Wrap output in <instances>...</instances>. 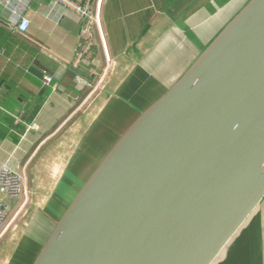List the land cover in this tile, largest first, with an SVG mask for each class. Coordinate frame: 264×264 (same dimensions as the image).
I'll return each mask as SVG.
<instances>
[{
  "label": "water",
  "instance_id": "95a60500",
  "mask_svg": "<svg viewBox=\"0 0 264 264\" xmlns=\"http://www.w3.org/2000/svg\"><path fill=\"white\" fill-rule=\"evenodd\" d=\"M264 197V0L113 144L32 264H210Z\"/></svg>",
  "mask_w": 264,
  "mask_h": 264
},
{
  "label": "crops",
  "instance_id": "0c3cea01",
  "mask_svg": "<svg viewBox=\"0 0 264 264\" xmlns=\"http://www.w3.org/2000/svg\"><path fill=\"white\" fill-rule=\"evenodd\" d=\"M248 1L94 0L98 23L89 85L78 77H86L89 67L73 65L83 41L73 10L53 0H0V166L22 173L28 192L0 236V264L20 263L17 256L39 223L49 220L53 227L140 112ZM18 13L30 21L24 32L15 28ZM43 72L53 77L50 85ZM125 114L126 124L114 130L112 120ZM94 150L104 153L80 177L75 166ZM256 205L210 264H264V197Z\"/></svg>",
  "mask_w": 264,
  "mask_h": 264
},
{
  "label": "built area",
  "instance_id": "2783aa9c",
  "mask_svg": "<svg viewBox=\"0 0 264 264\" xmlns=\"http://www.w3.org/2000/svg\"><path fill=\"white\" fill-rule=\"evenodd\" d=\"M64 8L73 10L81 20L80 34L83 41L79 43L74 67L88 68L87 76L78 75L79 80L84 84H91L90 77L95 70L92 65L95 62L93 57L94 32L93 27L98 23L97 14L92 12L94 0H83L78 2L74 0H53ZM16 30L24 32L27 30L29 22L22 14H17ZM42 80L45 85H50L53 77L43 72ZM27 191L24 185V177L22 173L16 172L8 164L0 166V236L5 232L9 224L19 215L27 202Z\"/></svg>",
  "mask_w": 264,
  "mask_h": 264
},
{
  "label": "rangeland",
  "instance_id": "374dc122",
  "mask_svg": "<svg viewBox=\"0 0 264 264\" xmlns=\"http://www.w3.org/2000/svg\"><path fill=\"white\" fill-rule=\"evenodd\" d=\"M117 117L114 120H112L114 130H119L124 123L126 124L129 118L127 114H125V116H123V119L121 120H119ZM109 137H111V135ZM110 140L111 138L105 139L106 143L109 142ZM101 146H103V144L100 145L99 149L101 148ZM103 151L104 150L87 151V153L78 161V164L75 166L74 170L78 172L80 177H85L88 174L89 170L93 167L94 160L96 159L97 156L102 155L104 153ZM75 191L70 190L69 191L70 195ZM55 210L59 212L58 207ZM57 212L54 213V216H57L56 215ZM57 222L58 221L54 222L53 227ZM53 227H52V222H50L49 220H44L42 221V223H39V228L32 237L33 239L31 238L30 240H28V242L25 245H23L22 247L23 249H21V252L17 256V261H20L21 264L22 263L30 264L32 258L35 257L36 252L39 250V248L41 249L42 245L49 237L48 235L51 234ZM10 248L11 247L9 246L8 251L11 250Z\"/></svg>",
  "mask_w": 264,
  "mask_h": 264
},
{
  "label": "trees",
  "instance_id": "16d2710c",
  "mask_svg": "<svg viewBox=\"0 0 264 264\" xmlns=\"http://www.w3.org/2000/svg\"><path fill=\"white\" fill-rule=\"evenodd\" d=\"M45 94L47 93V90H44ZM35 111L32 112V116L29 117L28 122L32 121V118L34 117Z\"/></svg>",
  "mask_w": 264,
  "mask_h": 264
}]
</instances>
